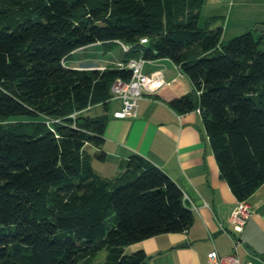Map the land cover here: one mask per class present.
<instances>
[{"label": "trees", "instance_id": "trees-1", "mask_svg": "<svg viewBox=\"0 0 264 264\" xmlns=\"http://www.w3.org/2000/svg\"><path fill=\"white\" fill-rule=\"evenodd\" d=\"M203 3L0 0V264H150L126 246L193 222L181 188L141 154L112 177L93 168L85 145L102 146L108 118L86 111L131 75L67 63L94 43L116 41L122 62L169 58L197 93L169 105L200 111L237 199L264 182V32L224 42L222 27L200 24Z\"/></svg>", "mask_w": 264, "mask_h": 264}, {"label": "crops", "instance_id": "crops-1", "mask_svg": "<svg viewBox=\"0 0 264 264\" xmlns=\"http://www.w3.org/2000/svg\"><path fill=\"white\" fill-rule=\"evenodd\" d=\"M199 22H211V28L222 27L223 37L246 31L257 37L264 32L255 28L264 26V0H204ZM93 45L101 46V50L74 57L75 50L69 65L105 67L122 59V51L110 53L111 45L105 48L94 43L79 49ZM143 71L161 72L165 84L154 93L144 94L134 115L114 116V111L122 106L120 98H112L106 107L100 103L89 107L88 114L105 113L108 121L102 146L87 144L85 149L91 154L95 171L105 177L116 175L131 153L150 160L181 188L185 203L193 212V222L187 230L155 235L126 249L145 250L150 264H204L212 249L221 255L233 253L232 237L239 236L240 258L264 264V182L247 198L252 214L242 231L234 232L229 217L238 199L220 173L202 114L197 109L178 112L169 105L171 99L194 92L190 80L169 58L147 59ZM101 151L103 157L99 158L96 153Z\"/></svg>", "mask_w": 264, "mask_h": 264}, {"label": "built area", "instance_id": "built-area-1", "mask_svg": "<svg viewBox=\"0 0 264 264\" xmlns=\"http://www.w3.org/2000/svg\"><path fill=\"white\" fill-rule=\"evenodd\" d=\"M141 43H146L147 38L142 37ZM123 51H128L130 45L120 42ZM147 59L140 56L138 58H130L126 62L117 61L115 65L126 67L130 70L131 75L128 80L116 78L111 85L112 98H120L122 106L120 109L114 111L115 117H125L134 115L137 110L138 100L148 93L156 92L161 86L165 84L162 73L155 71L152 73H145L143 65ZM96 67L102 69L104 67L96 64H89L79 68ZM252 210L250 204L246 199H238L233 210L231 211L229 220L234 232H241L248 218L251 216ZM234 251L228 255L219 254L216 249H212L207 253L204 264H252L249 260H242L238 254L237 247L241 243L239 236H233Z\"/></svg>", "mask_w": 264, "mask_h": 264}, {"label": "rangeland", "instance_id": "rangeland-1", "mask_svg": "<svg viewBox=\"0 0 264 264\" xmlns=\"http://www.w3.org/2000/svg\"><path fill=\"white\" fill-rule=\"evenodd\" d=\"M230 38H231L230 35H227V34H226L224 37H223V35H222V40H223L224 42H226V41L229 40ZM96 49L101 50V46H95V45H93V46H89V47H87V48H85V49H77V50L75 51V53H73V56H74V57L83 56L84 54H88V52H90V51H92V52H96ZM121 51H122V50H121V47H120V45H119L118 43L113 42V43L111 44V46H110V53H111V54H114V53H120ZM106 52H107V50H106ZM101 54H102V53H101ZM101 54H100V55H101ZM66 61H67V63H69V62H70V61H69V58H68ZM105 254H106V251H105V250L99 252V253L97 254V256H96L95 261H102V260L104 259V257H105Z\"/></svg>", "mask_w": 264, "mask_h": 264}, {"label": "water", "instance_id": "water-1", "mask_svg": "<svg viewBox=\"0 0 264 264\" xmlns=\"http://www.w3.org/2000/svg\"><path fill=\"white\" fill-rule=\"evenodd\" d=\"M255 28H258L260 31L264 30V26L263 25H257ZM186 244V243H185Z\"/></svg>", "mask_w": 264, "mask_h": 264}]
</instances>
